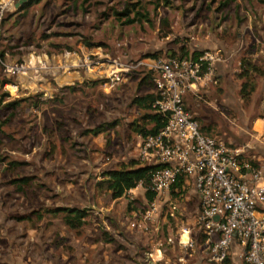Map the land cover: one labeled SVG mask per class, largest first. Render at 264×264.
Masks as SVG:
<instances>
[{
	"label": "rangeland",
	"instance_id": "1",
	"mask_svg": "<svg viewBox=\"0 0 264 264\" xmlns=\"http://www.w3.org/2000/svg\"><path fill=\"white\" fill-rule=\"evenodd\" d=\"M16 1L0 16V264H240L209 259L189 186L169 190L173 217L162 208L148 221L145 184L111 198L104 173L139 162L134 128L150 126L142 119L150 108L133 101L154 93L139 67L109 92L102 84L113 59L133 64L219 48L216 64L244 66L229 71L231 80L184 94L190 113L220 118L199 130L216 137L223 116L230 128L243 112L264 117V0H37L24 8ZM7 64L22 68L6 73ZM62 207L84 210L82 223L66 226L63 213L52 212Z\"/></svg>",
	"mask_w": 264,
	"mask_h": 264
},
{
	"label": "built area",
	"instance_id": "2",
	"mask_svg": "<svg viewBox=\"0 0 264 264\" xmlns=\"http://www.w3.org/2000/svg\"><path fill=\"white\" fill-rule=\"evenodd\" d=\"M13 1L0 0V16ZM223 59L219 48L202 50L196 56L141 58L133 64L113 59L108 62L111 68L102 87L109 92L135 67L151 72L154 98L150 111L163 116L165 121L155 133L142 137L136 148L141 165H158L149 171L148 183L144 186L152 196L145 197L142 218L151 220L162 208L165 215L173 217L176 206L168 199V192L180 178L198 200L195 221L209 259L221 262L235 244L240 264H264L262 168L243 159L239 149L203 134L197 120L184 106L186 92L216 83L215 64ZM97 64L103 63L93 65ZM81 66L85 70L90 67L85 62ZM21 68L7 64L4 70L13 73ZM142 184L139 181L124 194H133ZM141 225L129 224L146 229V225ZM178 242L183 243L180 237ZM186 244L191 246L189 242Z\"/></svg>",
	"mask_w": 264,
	"mask_h": 264
},
{
	"label": "crops",
	"instance_id": "3",
	"mask_svg": "<svg viewBox=\"0 0 264 264\" xmlns=\"http://www.w3.org/2000/svg\"><path fill=\"white\" fill-rule=\"evenodd\" d=\"M240 65L242 66L240 67ZM243 66L244 61H242V59H239L237 61V65L230 62L223 66H221L220 64H216L215 76L218 77L216 81L221 84L225 80H231L230 73L232 71H237V73L240 72ZM259 79V81H264V77H259ZM233 80L236 81L235 79ZM223 99H225V101L227 100L226 102H228L227 97L223 96ZM213 100V98H210L206 102V108L208 109V111H210L209 109H215V101ZM191 114L197 120L198 124L201 125V128L208 127L209 123L212 121H220V118H218V116H214V114H212V116L209 117V114H204L197 108L196 110L193 109ZM250 114L251 113L248 112L240 113V123H232V128L227 125L224 126L225 121H228V119H226V117L222 115V120L224 121V123H222L223 127L217 128L216 137L221 139L230 147L239 149L241 151V157L243 159H246L253 165L262 168L264 172V117H260L258 115L252 116ZM190 250L193 251V249ZM227 259L234 262L238 260L237 246L235 244L230 247Z\"/></svg>",
	"mask_w": 264,
	"mask_h": 264
},
{
	"label": "trees",
	"instance_id": "4",
	"mask_svg": "<svg viewBox=\"0 0 264 264\" xmlns=\"http://www.w3.org/2000/svg\"><path fill=\"white\" fill-rule=\"evenodd\" d=\"M37 0H29L28 2H24L19 5V8H24L27 3L36 2ZM131 19H127L126 22H131ZM151 75V72H148ZM243 87H241L242 90ZM240 90V91H241ZM154 95H146L140 98H136L133 102L145 108H150V103L152 102ZM2 100V96H0V101ZM15 102H10L8 105L12 106ZM142 119L146 122H149V127L144 126H136L135 131L141 136L144 137L148 134L155 133L165 121V118L157 113H147L142 116ZM100 131V127H96L92 130L93 133H97ZM158 165H141L138 161H131L126 166H122L116 169L107 170L105 174V188L109 191L111 198H117L124 194V192L133 188L139 181L143 184L148 183V174L151 169L156 168ZM182 183L181 179L178 178L177 181L171 186L173 188L174 185H179ZM170 188V189H171ZM147 199L151 198V193L145 191L144 193ZM62 212V219L66 226L69 228H74L80 225L81 219L85 216V211L82 209H78L76 207H62L52 209V212Z\"/></svg>",
	"mask_w": 264,
	"mask_h": 264
},
{
	"label": "water",
	"instance_id": "5",
	"mask_svg": "<svg viewBox=\"0 0 264 264\" xmlns=\"http://www.w3.org/2000/svg\"><path fill=\"white\" fill-rule=\"evenodd\" d=\"M29 0H17L16 1V3H15V6L17 7V6H19V5H21L22 3H24V2H28ZM216 218V217H215Z\"/></svg>",
	"mask_w": 264,
	"mask_h": 264
}]
</instances>
